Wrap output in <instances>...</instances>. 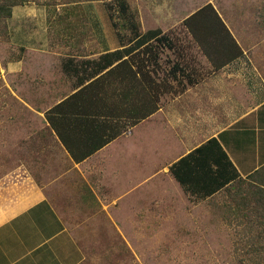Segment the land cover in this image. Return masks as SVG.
Here are the masks:
<instances>
[{
	"label": "crops",
	"instance_id": "0c3cea01",
	"mask_svg": "<svg viewBox=\"0 0 264 264\" xmlns=\"http://www.w3.org/2000/svg\"><path fill=\"white\" fill-rule=\"evenodd\" d=\"M182 22L113 51L122 55L112 66L120 74L113 126L108 102L92 94L109 69L65 94L49 88L43 107L33 106L40 89L29 88L18 97L24 107L3 115L18 167L0 178V264H82L71 220L113 211L110 226L123 228L121 198L138 189L137 177L175 178L176 165L212 139L242 178L264 167V0H207ZM17 64L36 83L49 63ZM41 74L54 84L55 74ZM139 201L129 205L134 227Z\"/></svg>",
	"mask_w": 264,
	"mask_h": 264
},
{
	"label": "rangeland",
	"instance_id": "374dc122",
	"mask_svg": "<svg viewBox=\"0 0 264 264\" xmlns=\"http://www.w3.org/2000/svg\"><path fill=\"white\" fill-rule=\"evenodd\" d=\"M206 1L30 0L13 6L12 16L0 20V178L18 167L13 164L16 139L4 134L2 121L7 111L24 107L20 95L29 88L40 89L32 105L45 106L49 102L41 98L49 88L59 94L72 91L80 79L97 74L96 62L103 54L134 45L131 22L139 25L141 34L156 28L179 29L183 19ZM143 54L144 49H140L133 54L134 60ZM34 59L49 64L46 70L39 69L41 81L35 83L31 77L25 83L24 76L17 72V63H32ZM41 73L55 74L50 80L54 84L50 86ZM119 76L104 75L92 92L97 99L104 96L100 104L108 102L105 111L111 114L112 126L118 105L115 100L119 99L114 86ZM88 102L90 109H99V102L92 104L91 98ZM144 178L138 176V189L121 198L119 225L123 228L110 226L113 211L98 209L83 214L82 221H70L84 250L82 264H251V259L258 257L250 248L251 236L245 233L246 219L227 209L232 202L224 191L204 199L173 177L167 180L154 176L143 182ZM163 185H168V194L161 189ZM135 199L141 201L136 227L129 220V205Z\"/></svg>",
	"mask_w": 264,
	"mask_h": 264
},
{
	"label": "trees",
	"instance_id": "16d2710c",
	"mask_svg": "<svg viewBox=\"0 0 264 264\" xmlns=\"http://www.w3.org/2000/svg\"><path fill=\"white\" fill-rule=\"evenodd\" d=\"M28 1L30 0H0V20L12 16L11 8L13 6ZM131 27L137 46L144 45L146 39L159 33L158 30H155L141 34L139 25L134 22H131ZM116 55L119 58L122 56L120 52L103 54L96 62L97 73L109 69L107 74H112ZM84 90L86 88L80 90L77 96ZM190 172L197 174L203 172L208 176H189ZM173 173L175 179L197 197L211 199L224 191L233 203V205H231L232 203L226 205L227 209L235 214H243L246 219L245 233L251 236L250 248L258 256L251 259V264H264V176H258L261 173L264 174V167L255 175L242 178L219 141L212 139L193 154L183 158L176 165Z\"/></svg>",
	"mask_w": 264,
	"mask_h": 264
}]
</instances>
